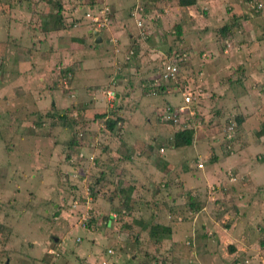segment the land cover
<instances>
[{
  "label": "rangeland",
  "instance_id": "1",
  "mask_svg": "<svg viewBox=\"0 0 264 264\" xmlns=\"http://www.w3.org/2000/svg\"><path fill=\"white\" fill-rule=\"evenodd\" d=\"M55 2L75 23L50 53L56 36L39 28ZM87 28L104 34L93 48L81 46L84 32L94 41ZM169 46L188 59L151 95L142 81ZM58 64L80 67L67 80ZM183 94L193 137L173 150L178 126L157 117ZM76 105L87 129L58 118ZM103 109L120 118L112 135L91 118ZM72 133L80 149L68 148ZM153 223L168 235L150 238ZM0 264H264V0H0Z\"/></svg>",
  "mask_w": 264,
  "mask_h": 264
},
{
  "label": "trees",
  "instance_id": "2",
  "mask_svg": "<svg viewBox=\"0 0 264 264\" xmlns=\"http://www.w3.org/2000/svg\"><path fill=\"white\" fill-rule=\"evenodd\" d=\"M45 2H48L49 0H44ZM195 1L196 0H176V3L178 6H182V7H188V6H191V5H194L195 4ZM145 2V1H144ZM38 3L39 2H33V6L29 8V10L32 12L33 10L35 11L36 8L38 7ZM105 5V12H104V16L105 17H109V20L111 18V12L110 10L108 11V5ZM142 5H144V8L147 6L146 3H143ZM11 8V7H10ZM37 11V10H36ZM61 11V4L60 2H55L54 4H52L51 6V9L47 12L46 14V18L47 20L46 21H43L41 23V26H40V32L42 34H45L47 32H54V35L56 36L55 37V41L56 43L58 42V40H60L62 38V32H64L65 30H71L74 26V23L75 22H70V23H67V24H62V20H61V15L59 14ZM55 15V17L52 19L50 15ZM231 26L229 25H223L220 27V29L218 30L219 34L221 35H224L226 33V31L230 28ZM94 30V29H92ZM92 30L90 32H92ZM39 32V31H38ZM100 32V30L98 31ZM56 33V34H55ZM180 33H181V30H180V27L178 25L175 26L174 28V31L172 34H174V36L178 37L180 36ZM91 36L92 34L89 33ZM75 39H78V38H75ZM72 38V40H75ZM94 46V41H92L91 45L90 46ZM172 47H167V53H169V55L167 57H165V59H169L171 56H173L174 54L177 55L176 56V61H177V65L179 66V63L182 61H186L188 59V56H184L182 57V54L184 53H180L179 51H176L177 49H173L171 50ZM48 49V52L50 53H53L55 51V47L53 46H48L47 47ZM135 55V54H134ZM174 55V56H175ZM163 65V64H162ZM59 67H62L61 70L59 71V73L61 74L60 76H64L65 79L67 78V80L70 79V77L72 76V73L74 71H76V64H68L67 66H62V65H59ZM162 68V66H161ZM48 74H52V70H45V73ZM161 71H159L155 77L153 78H146L145 80L142 81V85L145 84L146 85V89H147V92L151 95H154V94H163L162 92L166 91L167 90V86L168 84L173 81V82H176V79L174 78V80H169L167 82H163L161 81L159 78H158V75L160 74ZM178 72V71H177ZM177 72L175 74V77L177 75ZM59 81H61L60 79H56V81L54 83H58ZM111 81V80H110ZM109 81V82H110ZM113 81V80H112ZM120 82V81H119ZM139 83V81L137 82ZM141 83V82H140ZM230 83V82H228ZM130 85L131 83L129 84V89L126 94L129 96V94H131L130 96H136V84H132L134 85L133 87H131L130 89ZM119 86V83L117 84V87ZM96 87V86H94ZM123 88V86H121L120 90ZM65 89V88H64ZM66 90V89H65ZM91 89L88 88V92L90 91ZM70 90L67 91V93L69 92ZM115 92H117V89L115 90ZM119 93V92H118ZM125 93H119V96H118V101L120 100L121 96H124L126 95ZM182 105L181 106H185V102L182 100L181 98V102H180ZM50 106L52 107V104H50ZM162 109L160 110V112L158 113V117L157 119L161 120V122L163 123H166V124H169V125H177L178 128L175 129V131L173 132L172 134V137H171V147L173 148H180L182 146H189L191 145V142H192V137H193V128L188 126V122H186L183 117L181 116H177L176 118V121L174 122L172 120V118H168V117H163L162 115V111L164 110H174V108H176L174 105H172L171 103H169L168 101L165 102L164 105H162ZM86 107V106H85ZM119 106L116 104L114 105L111 109H118ZM82 109H83V113H82ZM107 109V108H106ZM106 109H103V111H95L94 113H91V118L92 119H98L100 120L103 124H104V127L107 129L108 133L110 135H112L113 133V130H114V126L116 125L117 121L120 119L119 117H115L113 116L112 114V110L109 109V110H106ZM74 111V113H77L75 115H73L72 117V112ZM88 108H82V107H78L77 105L75 107H70L68 109H65L60 115H58V118L62 120V122L64 124H67L68 126H73L74 124H78L79 126L83 127V129H87V123L83 122L82 121V117L83 115L86 116V119L88 114ZM82 113V114H80ZM47 115H49L47 113ZM79 116H81V118H79ZM235 120L237 123H241L242 121V118L239 117V116H236L235 117ZM187 123V124H186ZM88 129H89V126H88ZM112 137V136H111ZM78 138L74 133H72V136H71V139L68 141V148L71 150V148H76L78 147V149L81 148V146H79V141H78ZM81 145V144H80ZM68 149V151H69ZM105 149V148H104ZM72 157V156H71ZM70 158V154L69 156L65 155V160H68ZM128 158V157H126ZM129 160V159H128ZM216 160L215 157H212L210 159V161L214 162ZM112 167V166H111ZM114 168V167H113ZM117 172L120 173V170H118ZM104 174L102 173L101 176H103ZM98 183V180L95 179L91 184H89V188L91 189V186H95V184ZM123 184H125V187L122 186ZM133 186H131V184L129 185L128 183H126L125 181L121 183V185H119V192L123 193L124 192V198L122 199L123 203L126 202L127 200V194L130 192V190L132 189ZM109 198H115V194L113 193V190L109 191ZM91 196L92 198L94 199L96 197V195H100V192H95L94 193V189H93V192L91 190ZM166 204V203H165ZM166 206H168L166 204ZM124 205H121L119 206V208H123ZM107 218V217H106ZM168 227L167 226H162L160 224H151V226L149 227L148 229V236L152 239H155V240H159L160 237H162L163 235H168ZM208 234H203L204 237H207ZM231 250V248H229Z\"/></svg>",
  "mask_w": 264,
  "mask_h": 264
},
{
  "label": "built area",
  "instance_id": "3",
  "mask_svg": "<svg viewBox=\"0 0 264 264\" xmlns=\"http://www.w3.org/2000/svg\"><path fill=\"white\" fill-rule=\"evenodd\" d=\"M259 6H260V4H258ZM86 16H88V14H86ZM92 19V21H96L98 18L97 17H92L91 18ZM91 21V22H92ZM94 22H92V23H94ZM104 22V21H103ZM95 24V23H94ZM102 25V24H101ZM101 25H98L97 27H99V26H101ZM96 27V29H98ZM175 55V54H174ZM171 56L169 59H167L164 63H163V65H162V70H161V72H160V74L158 75V78L161 80V81H163V82H167V81H169V80H174V78H175V74H176V72L178 71V63H177V59H176V56L177 55H175V56ZM185 56V54H182V57H184ZM110 94V95H109ZM107 95L109 96V98L110 97H112L113 96V93L112 92H107ZM183 101L186 103V102H188L189 101V97L187 96V95H184L183 94ZM185 106H182V107H178V108H174V110H164V111H162V115H163V117H168V118H172V120L175 122L176 121V118H177V116H181L184 112H183V108H184ZM159 151L160 152H162L163 151V149L162 148H159ZM196 167H199V168H201L202 167V164L199 162V163H197L196 164ZM108 252H110V250H108Z\"/></svg>",
  "mask_w": 264,
  "mask_h": 264
},
{
  "label": "crops",
  "instance_id": "4",
  "mask_svg": "<svg viewBox=\"0 0 264 264\" xmlns=\"http://www.w3.org/2000/svg\"><path fill=\"white\" fill-rule=\"evenodd\" d=\"M88 30H86V34L88 35V36H91L90 34H89V31L91 30L90 28H87ZM8 30V29H7ZM97 31V30H96ZM84 34H85V32H84ZM84 34H83V36L81 37V40H83V42H84V45L81 43V46H88V48H91L92 46H90V44L88 43V41L84 38ZM6 35H7V33H6ZM97 35L98 36H100V38H101V41L100 42H102L103 41V38H104V34H103V32L101 33V31L100 32H98L97 31ZM9 36V35H8ZM106 38V37H105ZM93 39H94V36H93ZM51 44H52V42H51ZM57 43H53V46L55 47V45H56ZM93 48V47H92ZM55 51H57V49L55 48ZM80 67V65L79 64H77V66H76V70L78 69ZM114 68H116V66L114 65ZM114 71H115V69H114ZM116 76H115V79H117V80H120L119 78H121L122 76H123V73H121L120 72V69L119 70H117L116 71ZM49 75V74H48ZM94 86H96V87H94ZM94 86H92V87H89V86H83V87H81V89L78 91V92H80L79 94L81 95V93H82V91L84 92V93H87L88 95H91V94H93L95 91H98V89H99V85H94ZM88 88H90L91 90L88 92ZM174 89H175V87H174ZM115 94H117V96H119V94L117 93V92H115ZM79 95V96H80ZM181 99V98H180ZM172 148V147H171ZM174 149H176V148H173V150ZM103 150H104V148H103ZM104 151H106V149L104 150ZM54 159V158H53ZM127 159H130V157L128 156V158ZM129 162H132V160H128ZM135 165L136 164H133V167L135 168ZM73 168V167H72ZM137 168V167H136ZM73 169H75V168H73ZM71 175V174H70ZM168 198L170 197V196H167ZM164 201H163V199L160 201V203L164 206V208H166L167 206H166V204L165 203H163ZM158 204V202L157 201H155V203H154V205H157ZM162 205H160L159 207H163ZM202 225V227H204V225L203 224H201ZM208 227V225H206L205 224V228H207Z\"/></svg>",
  "mask_w": 264,
  "mask_h": 264
},
{
  "label": "water",
  "instance_id": "5",
  "mask_svg": "<svg viewBox=\"0 0 264 264\" xmlns=\"http://www.w3.org/2000/svg\"><path fill=\"white\" fill-rule=\"evenodd\" d=\"M92 36H94V43H99L101 41L100 36L97 35V31L93 30L91 32ZM115 97H117V94H115Z\"/></svg>",
  "mask_w": 264,
  "mask_h": 264
}]
</instances>
